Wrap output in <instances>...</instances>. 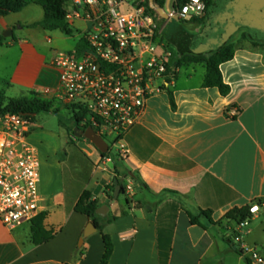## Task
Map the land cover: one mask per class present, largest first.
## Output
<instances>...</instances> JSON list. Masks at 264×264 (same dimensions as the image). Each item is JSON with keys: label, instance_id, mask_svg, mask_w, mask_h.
I'll use <instances>...</instances> for the list:
<instances>
[{"label": "crops", "instance_id": "1", "mask_svg": "<svg viewBox=\"0 0 264 264\" xmlns=\"http://www.w3.org/2000/svg\"><path fill=\"white\" fill-rule=\"evenodd\" d=\"M235 1L213 0L201 24L192 17L182 21L188 30L180 29L172 38L176 51L163 36L171 19L161 18L162 44L170 61L178 53H208L232 37L234 56L220 66L229 93L222 96L202 86L204 64L178 67L173 83L149 98L139 122L113 142L121 158L118 172H135L147 189L122 178L131 210L104 226L113 244L108 264H249L229 238L236 224L223 218L233 208L264 200V45L244 40L238 31L245 27L227 35ZM174 2L170 0L172 8ZM149 6L158 7L154 0ZM43 18V8L33 1L0 17V36L12 32L0 41L4 93H35L50 100L56 89L59 72L52 59L58 51H75L81 37L76 44L68 41L77 33L74 23L72 36L32 27ZM28 141L39 159L44 225L55 234L35 246L29 225L9 230L0 222V264H99L101 234L96 231L81 241L90 222L74 208L89 191L109 207L107 216L126 210L124 198L109 201L106 195L115 178L107 159L84 138L70 140L62 125L60 131L33 129L31 121ZM197 208L211 210L221 224L207 225L206 230L191 225L184 209L195 214ZM241 245L264 256V212L253 215L243 228Z\"/></svg>", "mask_w": 264, "mask_h": 264}, {"label": "built area", "instance_id": "2", "mask_svg": "<svg viewBox=\"0 0 264 264\" xmlns=\"http://www.w3.org/2000/svg\"><path fill=\"white\" fill-rule=\"evenodd\" d=\"M65 10L69 24H83L85 48L55 53L51 64L59 78L50 101L85 111L80 126L121 138L139 122L146 101L175 79L177 68L160 41L161 18L149 0H71ZM167 13L170 19L202 17L205 0H186ZM30 126L21 115L0 112V222L9 230L29 225L41 213L39 159L28 141ZM249 211L252 216L264 212V201L252 203ZM248 223L236 224L229 238L249 264H264L258 251L241 245Z\"/></svg>", "mask_w": 264, "mask_h": 264}, {"label": "trees", "instance_id": "3", "mask_svg": "<svg viewBox=\"0 0 264 264\" xmlns=\"http://www.w3.org/2000/svg\"><path fill=\"white\" fill-rule=\"evenodd\" d=\"M35 2L39 4L44 10V18L41 22L35 23L32 27H41L44 30L54 31L59 30L67 36L73 35V30L70 24L66 20V10L65 6L71 0H0V17H4L10 13H17L21 11L29 2ZM166 0H154V2L158 5V7H164ZM186 2V0H175L173 4V8L178 10L181 6ZM214 2L213 0H205V14L212 8ZM152 11L151 9H149ZM204 14V15H205ZM192 17L193 22L201 24L203 22V17ZM238 32L242 34V38L248 42H250L253 46L264 45V41H258L251 38L249 31L247 28H241ZM4 37L0 36V41L3 40ZM162 42V37L160 38ZM85 48V41L80 39L78 46L76 48V52H80ZM235 48L232 43V37L219 48L210 51L208 53L202 54H193V53H178V57L174 61H170V65L172 67L178 68L186 64H204L206 68V73L203 79L202 86L204 88H215L219 91L220 95L226 96L229 93V86L223 82L222 75L220 72V66L230 61L234 56ZM72 117L70 119L69 124H65L60 120V125L67 128L70 136V140L78 138L75 137L74 128L78 127L82 130L88 128V126H80V121L85 116L86 112L81 111L79 113H75L72 109ZM0 112H10L17 115H21L26 119L32 121L36 115L41 113H55L53 110V103L50 100L41 98L38 94L28 93L27 95H21L15 98H9L5 96L4 90L0 89ZM121 138L115 139L114 142L119 141ZM102 158H105V155L101 154ZM110 159L114 165L112 172L115 174V178L117 179H127L129 178L134 183H137L141 186L142 189H147V186L141 181L138 174L135 172H131L126 169L124 172H118V165L121 161L119 155L112 156L110 155ZM114 178V179H115ZM120 188V196H123L126 210L121 211L118 216H106L100 217L96 214V210L101 206L99 201L93 197V195L89 191H84L74 210L76 213L83 215L87 218V220L93 224L96 228V231L101 234V238L104 245V252L101 257L99 264H108V261L113 252V244L109 235L103 233L104 226L106 224H110L120 217L126 216L130 208V199L128 198L126 188L122 185V181L119 182ZM113 191L114 184L111 183L105 189L106 195L109 201L113 200ZM168 192V191H167ZM119 197L114 200L117 201ZM162 199H159L158 202H161ZM264 200H257L255 202L261 203ZM182 206V205H181ZM250 206H245L242 208H233L228 211L224 220L229 222H233L234 224H241L245 221H250L252 219V215L249 211ZM185 213L189 218V222L191 225H196L201 227L202 229H207V225L216 226L220 225L222 219L214 220L213 212L211 210H203L201 208L196 209V213L193 214L189 210L184 209ZM47 217V213H40L36 218H34L30 224V241L33 245L38 246L50 241L55 232L53 230H47L44 225V221ZM206 223H204V222ZM238 253H242L239 250H236Z\"/></svg>", "mask_w": 264, "mask_h": 264}, {"label": "water", "instance_id": "4", "mask_svg": "<svg viewBox=\"0 0 264 264\" xmlns=\"http://www.w3.org/2000/svg\"><path fill=\"white\" fill-rule=\"evenodd\" d=\"M235 2L237 7L235 8V15L233 16L234 22L231 27L227 29V35L232 34L239 27H245L248 29L251 38L258 41H264V0H236ZM170 8V0H167V4L162 8L153 6L155 12L163 20H170L167 13ZM172 19L179 20L177 17H173ZM11 33V30H8V32L3 33V37L7 38L9 35H11ZM74 132L76 138H84L85 140L89 141L101 154L105 155V158L107 159V166L113 169L114 165L110 160L109 145L101 135H99L91 127H88L85 130L75 127ZM120 181H122V178H115L113 180V201L116 200L120 195ZM108 212L109 207L106 205L100 206L96 210V214L100 217H106ZM95 232L96 228L93 226V224L88 223L83 232L81 241L83 238Z\"/></svg>", "mask_w": 264, "mask_h": 264}, {"label": "rangeland", "instance_id": "5", "mask_svg": "<svg viewBox=\"0 0 264 264\" xmlns=\"http://www.w3.org/2000/svg\"><path fill=\"white\" fill-rule=\"evenodd\" d=\"M184 20H175L171 19L170 22L168 23L167 29L164 31L163 36L164 40L169 43V47L172 51H176V47L172 44V38L175 36V34L180 30V29H187V24L182 22ZM74 24L72 25L73 29L77 31L75 34L74 38H70L68 41L71 42L72 44H76L78 39L80 38L81 34L83 32V24L80 22H73ZM165 37V35H167ZM186 66H183L182 70L186 69ZM198 73L202 71L201 67H197ZM0 89H3L2 86H0ZM6 97L9 98H15L19 97L20 95L17 96V94L13 93L12 91L6 90L5 93ZM53 110L55 113H41L39 115H36L34 117L33 121V129L36 128H44L48 130H55V131H60V120L64 122L65 124H69L70 119L72 117V113L69 108L60 105L57 102H53ZM102 138L107 142L109 145V152L112 156H115L118 153V146L113 143L116 135L113 133L109 132H103L101 133ZM120 199H123V196H120ZM229 225H232L231 223ZM27 228V227H26Z\"/></svg>", "mask_w": 264, "mask_h": 264}]
</instances>
